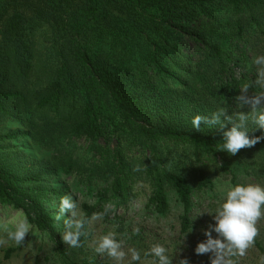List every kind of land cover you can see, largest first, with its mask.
Returning <instances> with one entry per match:
<instances>
[{
	"label": "trees",
	"instance_id": "1",
	"mask_svg": "<svg viewBox=\"0 0 264 264\" xmlns=\"http://www.w3.org/2000/svg\"><path fill=\"white\" fill-rule=\"evenodd\" d=\"M259 55L264 0H0V207L21 211L61 254L49 206L65 196L59 174L93 194L87 219L134 199L139 184L155 212L168 191L186 211L215 169L230 173L226 161L264 163V139L233 156L219 151L231 126L192 125L255 81ZM14 123L24 131L4 134ZM21 136L49 158L29 155Z\"/></svg>",
	"mask_w": 264,
	"mask_h": 264
},
{
	"label": "rangeland",
	"instance_id": "2",
	"mask_svg": "<svg viewBox=\"0 0 264 264\" xmlns=\"http://www.w3.org/2000/svg\"><path fill=\"white\" fill-rule=\"evenodd\" d=\"M254 68L257 71L255 65ZM260 91L259 87L250 89V94ZM222 107L226 109L227 115H233L237 112L247 114L251 111L249 105L242 108L238 107L236 99L224 103ZM216 111L200 110L197 115L211 117L212 113ZM228 125L232 126L231 124L226 126ZM255 128L256 125L252 123L250 118L248 129L264 130ZM20 131H24V129L14 123L4 127L3 133L11 134ZM16 139L17 144L23 146L33 158H49L50 153L47 150L32 143L28 138L21 136ZM78 141H82V139ZM263 165L264 163L259 164L254 160L251 161L246 155L226 161L230 173L227 174L223 170L215 169L212 185L200 190L194 188L192 204L186 211L176 198L175 193L168 191L167 210L164 213L155 212L151 206L145 205L150 193L148 186L136 185L134 199L115 208L113 206L108 207L110 211H107L102 219L87 224L84 231L86 235L80 237V247H70L62 241L64 253L61 254L47 235L40 233L31 225V232L26 236L23 246L17 247L14 243L9 242V244L0 247V264H116V261L106 254L101 255L94 250L95 241L108 232L115 233L117 240L123 241L125 252L131 248L140 252L141 261L136 262V264H153L155 258L151 255H145V253L154 244H160L167 249V254L172 258V264H179V261L185 258L189 264H210V254L197 255L194 250L198 242L206 239L204 230L207 226L210 223H215L212 216L207 213L214 212L222 202L223 194L220 188H226L230 184L258 183L264 185ZM232 176H234L233 180ZM52 183L55 187L62 188L65 195L73 196L79 204L81 216L84 215L82 204H93L96 201L93 194L86 191L85 183L78 182L75 177L59 174L52 180ZM49 206L53 207L55 211L59 210V202L56 198L49 201ZM95 213L104 212L96 211ZM202 213L205 214L199 216ZM183 215H186L189 220L186 230L182 229L181 218ZM66 216H70V214H66ZM21 217H24L21 211L0 207V223H14ZM56 227L58 237L61 239L64 232L63 219L57 220ZM259 229L260 235L257 237L255 245L248 250L244 257L239 258V264H260V259L263 256L259 247L264 251V220L260 222ZM215 236L216 234L213 232V237ZM7 249H13L8 256H6ZM129 261L130 255L123 264H129Z\"/></svg>",
	"mask_w": 264,
	"mask_h": 264
},
{
	"label": "clouds",
	"instance_id": "3",
	"mask_svg": "<svg viewBox=\"0 0 264 264\" xmlns=\"http://www.w3.org/2000/svg\"><path fill=\"white\" fill-rule=\"evenodd\" d=\"M253 64L257 67L255 81L243 84L239 89L240 95L235 98L238 107L249 105L250 112L227 115L226 109L222 107L212 113L211 117L196 115L192 120L193 128L197 131L200 130L201 123L218 126L220 129L231 124L230 129L222 132L223 143L219 151H226L233 156L240 150L251 148L264 139V136H249L250 118L256 128L264 129V55L255 57ZM253 85L259 87L261 91L250 94ZM135 170L140 169L137 167ZM220 191L223 194L222 202L214 212L207 213L212 216L215 223L207 226L204 230L206 239L198 242L194 251L197 255L210 254V264H239V258L247 254L260 235L259 224L264 220V185L258 183L230 184L226 188H220ZM107 211L106 208L104 213H95L87 219L81 216L79 204L72 195L61 197L56 219L58 221L63 219L62 241L70 247H80V237L86 235L83 231L85 224L102 219ZM203 214L205 213L199 216ZM30 232L31 225L27 217H21L14 223H0V247L9 242L17 247L23 246ZM213 232L216 234L215 237H213ZM95 244L96 253L106 254L116 261V264H123L129 255V264L141 261L140 252L135 248L125 252L123 241L117 240L113 232L101 235ZM145 255L155 258L153 264H172V258L167 254V249L160 244H154ZM179 264H189V261L186 258L181 259ZM260 264H264V257H261Z\"/></svg>",
	"mask_w": 264,
	"mask_h": 264
}]
</instances>
